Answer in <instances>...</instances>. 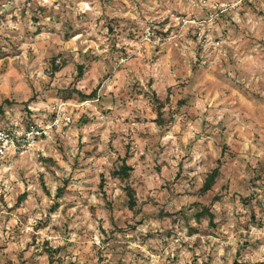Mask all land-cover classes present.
<instances>
[{
  "label": "rangeland",
  "instance_id": "obj_1",
  "mask_svg": "<svg viewBox=\"0 0 264 264\" xmlns=\"http://www.w3.org/2000/svg\"><path fill=\"white\" fill-rule=\"evenodd\" d=\"M18 115L0 264H264V0H0Z\"/></svg>",
  "mask_w": 264,
  "mask_h": 264
},
{
  "label": "built area",
  "instance_id": "obj_2",
  "mask_svg": "<svg viewBox=\"0 0 264 264\" xmlns=\"http://www.w3.org/2000/svg\"><path fill=\"white\" fill-rule=\"evenodd\" d=\"M27 122L20 115L12 120H0V218L12 206L7 194L18 157L33 149L50 132V125Z\"/></svg>",
  "mask_w": 264,
  "mask_h": 264
},
{
  "label": "trees",
  "instance_id": "obj_3",
  "mask_svg": "<svg viewBox=\"0 0 264 264\" xmlns=\"http://www.w3.org/2000/svg\"><path fill=\"white\" fill-rule=\"evenodd\" d=\"M83 66L84 65H82V64L79 66V69L81 72L83 71V68H84ZM92 94H95V91H93ZM131 169H132L131 165L127 164L126 161L124 160L121 167L118 169L117 173L121 177L126 178V177H129ZM218 174H219V167H216L209 173V175H208V177L204 183V189L211 188V186H212V184H213V182H214V180ZM127 195L129 197V204L131 207H133L136 204V199H135L133 189L131 187H127Z\"/></svg>",
  "mask_w": 264,
  "mask_h": 264
}]
</instances>
